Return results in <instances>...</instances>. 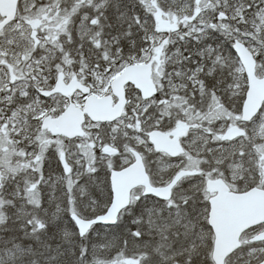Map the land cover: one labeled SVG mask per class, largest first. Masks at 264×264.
Wrapping results in <instances>:
<instances>
[{"label": "snow or ice", "instance_id": "snow-or-ice-1", "mask_svg": "<svg viewBox=\"0 0 264 264\" xmlns=\"http://www.w3.org/2000/svg\"><path fill=\"white\" fill-rule=\"evenodd\" d=\"M0 264H264V0H0Z\"/></svg>", "mask_w": 264, "mask_h": 264}]
</instances>
